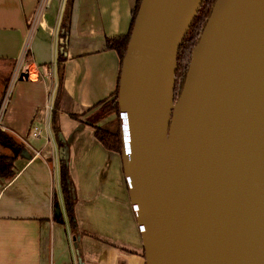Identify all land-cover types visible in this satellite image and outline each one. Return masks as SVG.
<instances>
[{
  "label": "water",
  "instance_id": "water-1",
  "mask_svg": "<svg viewBox=\"0 0 264 264\" xmlns=\"http://www.w3.org/2000/svg\"><path fill=\"white\" fill-rule=\"evenodd\" d=\"M202 2H140L118 90L129 197L146 264H264V0L215 1L174 102Z\"/></svg>",
  "mask_w": 264,
  "mask_h": 264
},
{
  "label": "crops",
  "instance_id": "crops-1",
  "mask_svg": "<svg viewBox=\"0 0 264 264\" xmlns=\"http://www.w3.org/2000/svg\"><path fill=\"white\" fill-rule=\"evenodd\" d=\"M136 1L74 0L59 96L52 64L65 0H0V105L10 89L0 129L23 146L11 175L0 178V264H146L137 221L111 203L98 206L95 191L108 189L110 168L122 170L121 156L106 151L92 127L70 118L115 91L120 61L104 41L127 33ZM18 67L27 79L12 83ZM55 101L77 230L65 220L59 148L47 123L45 106L55 108ZM35 128L39 137L31 134ZM5 152L11 153L0 146ZM58 205L63 225L54 221Z\"/></svg>",
  "mask_w": 264,
  "mask_h": 264
},
{
  "label": "trees",
  "instance_id": "trees-1",
  "mask_svg": "<svg viewBox=\"0 0 264 264\" xmlns=\"http://www.w3.org/2000/svg\"><path fill=\"white\" fill-rule=\"evenodd\" d=\"M216 0H203L202 5L195 16L185 38L180 45V48L175 57L176 71L174 74V89L173 97L175 100L180 96L189 63L193 50L198 42L202 28L205 25L206 19L209 16L210 10ZM141 0H137L131 13V20L128 31L126 34L106 38L104 41L105 49L107 51H113L117 54L120 61V69L123 57L125 55L128 42L130 39L131 30L134 24V20L139 8ZM74 0H65L64 9L62 12L61 22L58 30V37L64 42V44H58L57 54V69H58V90L57 95L62 93V83L64 78V62L66 61V41L70 32V21L73 10ZM120 78V74H119ZM119 78L115 91L109 95V97L100 100L94 104L90 109L80 115H70V118L76 120L82 124H86L94 129V136L102 147L108 151L113 152L121 156L122 140L120 133V111L118 103V90H119ZM58 101V99H57ZM58 102L55 101V108L53 107L50 119L51 131L55 137L58 148H63V156L59 159V188L63 202V211L65 220L69 229L77 230V224L75 219L74 207H75V194L74 187L71 182L68 172V153L65 150V145L60 140L61 130L58 122L57 112ZM112 120H108L110 118ZM107 119V121H106ZM105 121L104 124L99 125L100 122ZM0 146L8 149L10 155H4L0 153V178H6L11 175L14 161L23 151V146L17 143L13 137L5 133L0 129ZM58 224H64L63 215L54 219Z\"/></svg>",
  "mask_w": 264,
  "mask_h": 264
},
{
  "label": "rangeland",
  "instance_id": "rangeland-1",
  "mask_svg": "<svg viewBox=\"0 0 264 264\" xmlns=\"http://www.w3.org/2000/svg\"><path fill=\"white\" fill-rule=\"evenodd\" d=\"M1 96L2 95L0 93V98H1ZM173 100L175 102L177 99L175 100V98H174ZM112 119L113 118L111 117L108 120H112ZM106 121H107V119H106ZM104 123H105V121H102L99 123V125H102ZM16 142L19 143L18 141H16ZM6 154L10 155V153H6ZM114 166L110 168V178L108 181V189L101 191L104 188V185H103L100 188V191L99 190L95 191L97 198H98V202H99V204L98 203L97 204H98V206H101V205H105V203H108V204L111 203L114 206L119 207L124 212V217L126 219H135L137 221L134 207L130 201L129 191H128V187H127L126 178L124 175L123 165L121 167L122 170L118 169L116 164ZM74 194H75V190H74ZM123 208L125 209L126 213H125ZM81 222H83L84 228L85 229L87 228L86 230H88V231L93 230L92 227H90V225L86 221V219H84V221H81Z\"/></svg>",
  "mask_w": 264,
  "mask_h": 264
},
{
  "label": "built area",
  "instance_id": "built-area-1",
  "mask_svg": "<svg viewBox=\"0 0 264 264\" xmlns=\"http://www.w3.org/2000/svg\"><path fill=\"white\" fill-rule=\"evenodd\" d=\"M57 64V60L56 57L53 61L52 66L54 67ZM22 73H20V68H16L15 71L12 74V83H14L16 80H18V78L20 77ZM9 94H10V89H7V92H5L3 101L0 105V114L4 111L5 106L8 102V98H9ZM50 98V96H49ZM53 107L51 102H48L45 106V111H46V117H47V123L50 125V119H51V113H52ZM50 127V126H49ZM31 134L33 135V137H39L40 136V132L35 128L34 131L31 132ZM47 140H49V137L46 138ZM38 152L36 153V155L38 156Z\"/></svg>",
  "mask_w": 264,
  "mask_h": 264
},
{
  "label": "bare ground",
  "instance_id": "bare-ground-1",
  "mask_svg": "<svg viewBox=\"0 0 264 264\" xmlns=\"http://www.w3.org/2000/svg\"><path fill=\"white\" fill-rule=\"evenodd\" d=\"M171 83L172 81L169 80V82L167 83V85L165 86V92L167 93V95H170V91H171ZM223 264H233L231 262H227V263H223Z\"/></svg>",
  "mask_w": 264,
  "mask_h": 264
}]
</instances>
